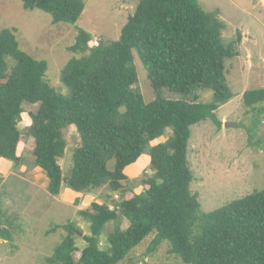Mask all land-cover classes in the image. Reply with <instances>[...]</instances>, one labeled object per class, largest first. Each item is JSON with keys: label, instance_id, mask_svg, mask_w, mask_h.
Returning <instances> with one entry per match:
<instances>
[{"label": "trees", "instance_id": "obj_1", "mask_svg": "<svg viewBox=\"0 0 264 264\" xmlns=\"http://www.w3.org/2000/svg\"><path fill=\"white\" fill-rule=\"evenodd\" d=\"M27 11L52 16L53 24L75 25L86 0H20ZM220 12H208L199 0H141L118 41L89 47L91 34L81 30L69 52L61 82L71 94L59 95L47 81L48 63L37 60L20 47L16 29L0 34V159L21 162L23 138L20 122L24 103L39 105L29 114L27 134L34 139L35 165L49 180V193H62L60 164L68 148L64 131L75 125L81 145L74 149L67 178L75 193H97L108 187L118 198L114 209L92 203L80 216L90 221L91 235L79 251L73 223L58 228L69 235L47 259L49 264H119L147 237L155 235L146 255L165 241L184 264H264V190L205 213L191 191L194 180L188 160L191 128L212 120L219 128L217 111L233 99L227 83L226 62L240 56L238 35L230 44L223 32ZM137 51L148 72L156 100L146 104L133 90L139 80L134 67ZM78 55V56H77ZM15 67L10 71L7 60ZM212 89L210 104L186 98H165L164 92L189 97L196 90ZM249 123L243 126L249 144L264 148L258 139L264 116V88L244 94ZM170 130L166 142L157 143ZM150 148L154 176L148 190L138 194L124 186L126 169ZM115 158L113 170L109 161ZM0 238L12 241L1 220ZM130 223L121 229L122 220ZM109 223L116 228L102 248L101 238Z\"/></svg>", "mask_w": 264, "mask_h": 264}, {"label": "rangeland", "instance_id": "obj_2", "mask_svg": "<svg viewBox=\"0 0 264 264\" xmlns=\"http://www.w3.org/2000/svg\"><path fill=\"white\" fill-rule=\"evenodd\" d=\"M141 0H86V8L75 25L53 24L52 16L40 10L27 11L20 0H0V34L6 29H16V35L23 51L37 60L48 63L47 81L59 95L70 97V90L61 82L62 72L75 55L69 47L75 44L81 30L91 34L99 44L110 45L118 41L122 28L128 23ZM206 11L220 12L225 22L223 37L232 43L238 35L240 56L227 61L225 66L227 83L233 99L217 111L222 122L219 128L212 120L191 128L188 160L194 180L191 191L198 196L201 210L210 213L230 203L264 190V148L249 144V135L244 128L249 123L244 94L264 88V0H199ZM92 44L89 43V47ZM78 56V55H77ZM134 67L139 82L133 90L143 96L146 104L156 100L148 72L137 51H133ZM10 71L14 61L7 60ZM165 98L203 104L213 103L212 89L196 90L189 97L164 92ZM39 105L24 103L20 128L23 138L19 148L21 162L17 165L5 161L0 169V212L1 220L11 232L12 241L0 243V264H49L56 249L69 235L66 229L58 228L73 223L78 227L75 239L80 258L86 244L85 235H91L90 221L80 216V211L90 209L92 203H99L114 209L118 198L108 187L97 193L82 194L76 201L69 202L67 178L73 166L74 149L81 145V138L75 125L68 126L65 137L68 141L66 155L61 159L63 187L60 197L49 193V180L36 165L33 156L34 139L27 134L31 124L29 114L36 113ZM171 136L168 130L163 138ZM258 139L264 141V116L261 119ZM150 148L138 163L128 168V180L123 184L127 190L141 194L148 190L147 181L155 172L151 167ZM116 161L111 158L109 168L113 170ZM4 172V173H3ZM7 172V173H6ZM10 172L8 179L4 174ZM82 208H78L79 204ZM130 223L122 220L121 229ZM116 224L109 223L101 238L102 248L114 232ZM78 232L82 233L79 235ZM155 235L147 237L130 255L119 264H184L173 255L171 243L165 241L153 254L146 255Z\"/></svg>", "mask_w": 264, "mask_h": 264}, {"label": "crops", "instance_id": "obj_3", "mask_svg": "<svg viewBox=\"0 0 264 264\" xmlns=\"http://www.w3.org/2000/svg\"><path fill=\"white\" fill-rule=\"evenodd\" d=\"M3 160H5V159H0V169L1 170H3L4 168V165H5V161H3ZM138 163V162H137ZM60 164H61V162H60ZM135 165V164H134ZM133 166V165H132ZM132 166H130V167H132ZM130 167H128V168H130ZM127 168V169H128ZM127 169H126V171H127ZM3 171H5V170H3ZM125 171V172H126ZM4 173V172H3ZM7 173V172H6ZM9 174H10V172H8V174H4V177L6 178V180L8 179V176H9ZM72 191V190H71ZM73 192V194H71V193H69L70 195H68V200H69V202H67V203H71V202H73V201H76L77 199H80V197L81 196H83L82 194H79V193H75L74 191H72ZM62 194V193H61ZM61 196V195H60ZM60 196H58V197H60ZM78 208H82V204L80 203L79 204V206H78ZM7 242H10V241H6V240H3V239H1L0 238V243L2 244V243H7Z\"/></svg>", "mask_w": 264, "mask_h": 264}, {"label": "built area", "instance_id": "obj_4", "mask_svg": "<svg viewBox=\"0 0 264 264\" xmlns=\"http://www.w3.org/2000/svg\"><path fill=\"white\" fill-rule=\"evenodd\" d=\"M90 43L92 44L91 45L92 46L91 48L99 46V43H98V41L96 39L95 40H92Z\"/></svg>", "mask_w": 264, "mask_h": 264}, {"label": "water", "instance_id": "obj_5", "mask_svg": "<svg viewBox=\"0 0 264 264\" xmlns=\"http://www.w3.org/2000/svg\"><path fill=\"white\" fill-rule=\"evenodd\" d=\"M79 235H82V233L78 232Z\"/></svg>", "mask_w": 264, "mask_h": 264}]
</instances>
